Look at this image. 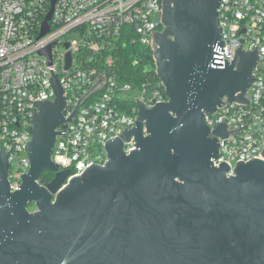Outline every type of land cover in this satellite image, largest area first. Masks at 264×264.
<instances>
[{"label": "water", "instance_id": "1", "mask_svg": "<svg viewBox=\"0 0 264 264\" xmlns=\"http://www.w3.org/2000/svg\"><path fill=\"white\" fill-rule=\"evenodd\" d=\"M220 2L162 0L153 58L167 101H137L135 125L107 142L105 164L68 182L51 154L74 110L64 117L50 70L55 99L35 102L30 168L15 192L0 149V264H264V150L227 177L225 163L213 166L226 127L210 130L204 120L227 103L248 104L258 63L256 47L223 60ZM40 55L50 63V48ZM131 138L135 150L126 155Z\"/></svg>", "mask_w": 264, "mask_h": 264}, {"label": "built area", "instance_id": "2", "mask_svg": "<svg viewBox=\"0 0 264 264\" xmlns=\"http://www.w3.org/2000/svg\"><path fill=\"white\" fill-rule=\"evenodd\" d=\"M51 1L0 0V149L8 156L11 192L20 188L30 168L26 145L32 138L35 102L55 99L50 70L63 90L64 117L74 110L71 120L58 129L66 134L56 137L51 154L60 171L70 172L67 182L90 165L105 164L107 142L135 125L137 101L146 108L167 101L160 81L145 78L134 83L119 75V56L126 47L154 53L162 0H55L49 30L40 37ZM218 18L224 61L231 62L239 47H256L258 55L248 104L227 103L204 114L210 130L226 127L213 166L225 163L229 177L238 163L260 159L264 150V0H221ZM73 32L78 39L66 38ZM47 48L50 63L40 55ZM130 90L137 94L134 100L126 95ZM134 150L131 138L124 152Z\"/></svg>", "mask_w": 264, "mask_h": 264}, {"label": "trees", "instance_id": "3", "mask_svg": "<svg viewBox=\"0 0 264 264\" xmlns=\"http://www.w3.org/2000/svg\"><path fill=\"white\" fill-rule=\"evenodd\" d=\"M134 61H137L136 65H133ZM119 67H121L119 75L126 81L139 83L145 78H152L159 82L153 52L148 48L126 47L119 56ZM52 178L53 175L50 172L41 174V179L44 181H50Z\"/></svg>", "mask_w": 264, "mask_h": 264}, {"label": "rangeland", "instance_id": "4", "mask_svg": "<svg viewBox=\"0 0 264 264\" xmlns=\"http://www.w3.org/2000/svg\"><path fill=\"white\" fill-rule=\"evenodd\" d=\"M162 30H163V27L162 26H160V27H158L157 28V31L156 32H162ZM66 38H68V39H70V40H76V39H78L79 37H78V35L76 34V33H70V34H68L67 36H66ZM126 95L128 96V98L130 99V100H134L135 98H136V92L135 91H132V90H130V91H127L126 92ZM41 178V177H40ZM34 209V207H33V205L31 206H29V211H31V210H33Z\"/></svg>", "mask_w": 264, "mask_h": 264}, {"label": "flooded vegetation", "instance_id": "5", "mask_svg": "<svg viewBox=\"0 0 264 264\" xmlns=\"http://www.w3.org/2000/svg\"><path fill=\"white\" fill-rule=\"evenodd\" d=\"M51 174H52V173H51ZM52 175H53V174H52ZM52 179H53V178H52ZM52 179H51V180H52ZM51 180H50V181H51ZM46 182H49V181H46Z\"/></svg>", "mask_w": 264, "mask_h": 264}]
</instances>
